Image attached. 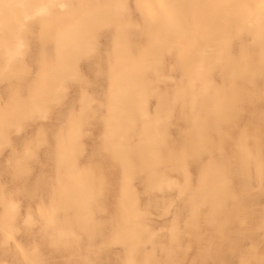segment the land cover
Returning <instances> with one entry per match:
<instances>
[{
    "label": "rangeland",
    "instance_id": "rangeland-1",
    "mask_svg": "<svg viewBox=\"0 0 264 264\" xmlns=\"http://www.w3.org/2000/svg\"><path fill=\"white\" fill-rule=\"evenodd\" d=\"M0 264H264V0H0Z\"/></svg>",
    "mask_w": 264,
    "mask_h": 264
}]
</instances>
